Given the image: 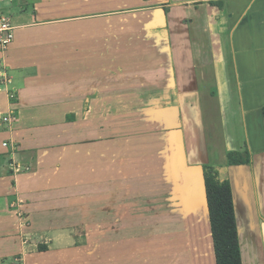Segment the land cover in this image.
Instances as JSON below:
<instances>
[{"label": "crops", "instance_id": "crops-1", "mask_svg": "<svg viewBox=\"0 0 264 264\" xmlns=\"http://www.w3.org/2000/svg\"><path fill=\"white\" fill-rule=\"evenodd\" d=\"M0 13L15 27L0 116H17L0 119V264H93L69 230L115 201L123 218L137 204L121 191L147 174L173 181L185 248L156 262L141 247L134 264H216L204 163L230 182L242 264H264V0H0ZM246 148L250 165L226 166Z\"/></svg>", "mask_w": 264, "mask_h": 264}, {"label": "rangeland", "instance_id": "rangeland-1", "mask_svg": "<svg viewBox=\"0 0 264 264\" xmlns=\"http://www.w3.org/2000/svg\"><path fill=\"white\" fill-rule=\"evenodd\" d=\"M28 141L33 140L29 138ZM5 165L0 161V167ZM5 174L13 175L9 167H6ZM174 186L171 180H157L154 175L148 174L136 180L135 185L133 183L130 188L121 191V194L125 193L122 196L123 203L128 204L133 199L137 204L135 207L126 205L127 211L122 212L123 218L114 219L118 214L115 201L112 203L114 214L110 217L102 216L101 211L96 210L94 219L99 222L94 227L69 230L72 238L77 237L72 239L78 241L74 246L81 247L74 250L75 255L91 259L93 264H117L119 254L127 255V264H134L133 254L147 252L141 247L147 250L152 248V256H158L156 262H162L160 256H164L166 251L171 253L170 257L183 256L185 247L181 244L186 230L182 228L183 215L178 212ZM129 191L136 192V196H127ZM61 238H65V235ZM72 241L64 247H72Z\"/></svg>", "mask_w": 264, "mask_h": 264}, {"label": "trees", "instance_id": "trees-1", "mask_svg": "<svg viewBox=\"0 0 264 264\" xmlns=\"http://www.w3.org/2000/svg\"><path fill=\"white\" fill-rule=\"evenodd\" d=\"M264 120V105L262 106ZM226 166L252 162V153L228 150ZM209 223L216 264H242L238 227L231 185L228 179H220L218 166L211 163L201 165Z\"/></svg>", "mask_w": 264, "mask_h": 264}, {"label": "built area", "instance_id": "built-area-1", "mask_svg": "<svg viewBox=\"0 0 264 264\" xmlns=\"http://www.w3.org/2000/svg\"><path fill=\"white\" fill-rule=\"evenodd\" d=\"M14 29L15 27L12 24L10 17L0 13V48H6L14 39ZM2 121H15L17 116L15 114H7L0 116ZM6 145V143H3Z\"/></svg>", "mask_w": 264, "mask_h": 264}]
</instances>
